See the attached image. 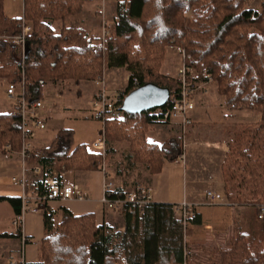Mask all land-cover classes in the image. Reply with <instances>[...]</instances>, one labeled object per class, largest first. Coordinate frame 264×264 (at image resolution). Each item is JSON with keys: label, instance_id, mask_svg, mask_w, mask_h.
<instances>
[{"label": "trees", "instance_id": "trees-1", "mask_svg": "<svg viewBox=\"0 0 264 264\" xmlns=\"http://www.w3.org/2000/svg\"><path fill=\"white\" fill-rule=\"evenodd\" d=\"M249 1L120 2L111 19V31L100 48V37L90 35L78 20L85 0H22L19 17L8 16L0 0V35H17L24 25L30 26L23 46L0 38V79L22 83L30 101L43 99L46 82L92 81L112 68L128 72L124 95L146 82L166 86L174 93L180 88L179 80L160 72L166 49L172 47L184 50L189 82L211 79L227 107L258 116L252 128L247 124L236 134L237 147L226 155L229 163L222 176L228 203L255 206L262 237L256 242L243 235L232 239L222 251L219 264H264V0L258 8L250 7ZM133 79L136 86L132 85ZM120 105L121 101L105 122V161L114 160L118 153L115 143L124 142L119 163L124 164L127 175L138 166L149 175L159 173L166 160L174 161L170 148L180 151L178 138L159 144L148 141V128L160 123L150 113L153 109L127 113ZM29 132L31 135V128ZM22 141L20 117L13 109L0 112L1 152L19 151ZM101 162L99 151H90L83 143L73 145L72 130L59 129L46 146L35 149L32 145L24 165H39L63 174L96 170ZM23 192L25 197L44 194L42 183L29 170L25 172ZM0 200H7L16 213L21 209V196H0ZM178 207L153 201L144 206L127 204L122 210L124 230L118 232L104 222L98 224L94 213L73 215L64 207L59 208L61 217L55 222L56 210L45 203L42 216L46 235L39 244L36 261L187 264L183 223L174 216ZM193 211L194 217L186 222L200 224V213Z\"/></svg>", "mask_w": 264, "mask_h": 264}, {"label": "rangeland", "instance_id": "rangeland-1", "mask_svg": "<svg viewBox=\"0 0 264 264\" xmlns=\"http://www.w3.org/2000/svg\"><path fill=\"white\" fill-rule=\"evenodd\" d=\"M259 2L260 0H250L248 5L252 8H258ZM3 6L4 12L8 16H21V0H3ZM104 19L105 28L109 35L111 31V19L108 20L107 17ZM102 32V21L100 20L99 37ZM6 36L14 35H0V38L11 42ZM17 45L21 46L20 44ZM182 61L183 59L177 48L168 47L160 69L161 74L178 78V69ZM127 74L128 72L124 68H112L105 69L102 76L98 78L104 81L107 89L121 91L127 84ZM95 80H92V82L94 83ZM8 82V80L0 79V112L9 111V109L12 108L11 105H13V100L6 94ZM94 85L99 89L98 85L95 83ZM94 85L88 80H82L78 83H74L73 81H59L55 84L46 82L42 91V93L44 92V100L41 99L44 101V106L39 111L40 116L45 119L46 124L43 129L31 127L33 136L30 138V142L37 147H42L52 140L59 129H71L73 133V145L83 143L88 150L97 151L92 143L100 139L102 121L92 116L91 95L95 88ZM193 94V99L195 104L197 101L198 109V116L195 119V124L199 125L197 119H201L205 116L201 106L207 104V99L209 100V98L212 97L216 106V108H212V111L207 115V123L202 125L205 126V130H200L196 133V141H212L218 139L227 141V150L224 156L221 155L217 158L216 165H211L210 172L205 171L208 166H205L202 159L205 158L206 162L209 159L210 161H214L216 156L208 154L210 149L205 148L204 152V145L202 144H194V147L189 144L192 137L188 133V127L183 132L179 129L178 125L172 126L163 123H155L163 126L166 125L167 128L170 127L171 130L167 132H165V130L163 132V129L157 128L152 124L147 130L146 139L150 142L160 143L161 137H167L166 139H171L173 137L178 138V147L180 151L173 149L172 146L170 148L171 157H173L175 161V159L181 155L178 164H183L187 169L188 181L190 182L194 179L197 184L196 186L199 187L196 195L199 203L198 211L201 217L200 224L190 225L187 222L183 224L184 257L187 264H219L222 251L232 239L239 235H243L248 241L256 242L262 237L261 224L257 219L255 206L252 203H228L224 197V179L222 176L225 165L229 163L228 158L226 159V155H230L232 153V148L237 147L236 143L238 142L234 141L236 134L246 128L245 126H247V124L252 128V123L258 120V116L247 110H234L227 107L224 104L223 98L216 92L215 83L211 79L206 81L203 88L194 90ZM220 103L224 105L221 109L218 108ZM240 111L246 113L240 115ZM228 113L229 115H226ZM222 115H226V117H224L225 120L222 119ZM219 121L222 123H219ZM156 130H159L158 133ZM233 144L234 146L230 148V145ZM115 147L118 150L115 159L106 162V167L114 187L121 189V191L128 192L137 185L148 184V172H146L142 166L136 167V169L127 175L124 164L119 163V160L122 159V152L125 150L126 143H115ZM192 148L196 150L193 153ZM0 154H2L1 150ZM222 158V163L219 166V159ZM186 160L187 163L185 164ZM219 167L220 173L216 172ZM215 175L216 185H218L217 187L223 195V200L209 204L204 190H207L205 189L206 186L210 188L213 187V183L208 181V178L210 176L214 177ZM246 200L250 202L249 197H247ZM261 208L263 207L261 206L260 210ZM193 210L196 211V209ZM111 212H114L111 217H108L110 215L107 214V218L111 224L110 227L115 231L122 232L125 226L122 211ZM174 216L179 220L181 219V214L177 209ZM188 229L191 230L190 233L186 232Z\"/></svg>", "mask_w": 264, "mask_h": 264}, {"label": "crops", "instance_id": "crops-1", "mask_svg": "<svg viewBox=\"0 0 264 264\" xmlns=\"http://www.w3.org/2000/svg\"><path fill=\"white\" fill-rule=\"evenodd\" d=\"M128 0H85L82 12L78 16V20L80 25L83 27L85 31H87L90 35L95 38H98L100 35V20L112 19L115 14L116 6L120 2H127ZM22 2V0H21ZM22 12V6L20 8ZM106 15V17H105ZM108 22V21H107ZM128 76V74H127ZM105 77V75H104ZM59 82V81H58ZM56 82V83H58ZM94 85V83L91 81ZM94 90L91 95V101L94 99L97 93V86L94 85ZM197 93V91H196ZM44 94V92H43ZM194 98V94H193ZM44 100V99H43ZM195 102V101H194ZM12 106V105H11ZM223 104H219V109L223 108ZM212 108H216L213 98L207 99V104L201 106L203 109L204 117H200L201 119H197V123L195 124V119L197 118V101L194 106L193 111L190 113L191 124L188 126L189 135L192 137V140L189 144L194 147V144H202L203 151L206 149H210L208 154L211 156H216L214 161H210L203 158V163L205 166H208L205 171L210 172L211 165L215 164L217 158L223 155L227 150V141L223 139L212 140V141H196V133L200 130H205V123L208 121V114L212 111ZM9 109V111H11ZM7 111V112H9ZM220 111V110H219ZM5 113V112H2ZM240 115L246 113L244 111L239 112ZM236 113V114H239ZM226 115H229L226 114ZM226 115H222V119L226 117ZM210 118V117H209ZM219 123H222L219 121ZM155 127L163 129V132L170 131L171 128H167V126H163L160 124H154ZM159 130H156L158 133ZM172 133V132H171ZM33 136L32 128H31V137ZM162 136V133H161ZM167 137H161V142ZM160 142V143H161ZM157 143V142H156ZM159 144V142H158ZM35 149H40L42 147H37L32 143ZM188 145V144H187ZM174 149V147H173ZM195 148H192V153L195 152ZM193 159V158H192ZM222 159H219V166L222 163ZM187 160L185 161V164ZM183 164H178L175 161L166 160L164 162L162 170L154 175L148 174V184L151 185L153 189V202L158 203H170L180 205L183 202L190 204L193 209L198 211V199H197V191L198 188L195 183V180L188 181L187 169ZM23 161L21 160L18 151L15 150H4L2 154H0V196L3 197H18L24 194L21 186L19 185V180L23 175ZM194 172V169H193ZM216 172L220 173V167ZM63 179L65 181L71 183L79 184L83 190L87 193V198L84 200H54L46 202V204L53 209L56 210L55 222L60 220L61 213L59 208L64 207L67 208L73 215H82L86 213H94L95 220L98 224H102L103 222L111 226L109 220L107 218V214L111 215L114 212L109 210H105L102 202V182L103 175L99 169L91 170V171H67L62 174ZM208 181L212 182L213 187H205V189L215 190L218 193L221 191L218 189V185L216 182V175L214 177H209ZM116 190H121L117 189ZM205 192V190H204ZM25 195V194H24ZM34 195L29 194L26 196L27 204L33 211H29L25 214V223H24V231L31 239V243L25 246V258L29 262H35L38 258L39 253V244L41 240L45 237L46 231L43 225V216L42 212L44 210L45 203L37 202L34 198ZM16 212L13 210L12 206L7 200H0V264H7L9 260L14 259L18 255L19 250V240L15 235V231L11 225V220Z\"/></svg>", "mask_w": 264, "mask_h": 264}, {"label": "built area", "instance_id": "built-area-1", "mask_svg": "<svg viewBox=\"0 0 264 264\" xmlns=\"http://www.w3.org/2000/svg\"><path fill=\"white\" fill-rule=\"evenodd\" d=\"M104 20H102V34L100 36L99 43L100 48L104 46V40L108 35V31L105 28ZM30 32V26L24 25L22 27V32L14 36H6L10 39L13 44H20L23 46L26 41V36ZM97 43L95 48H97ZM181 58L184 59L185 53L181 48H177ZM189 68L182 61L181 66L178 69V80L180 82V88L171 93L166 104L162 107L154 108L151 110V114L157 116V122L179 126L183 132L191 124L190 113L193 111L195 102L193 99L194 90H198L205 86L206 81L202 83H191L187 80V72ZM208 81V80H207ZM94 83L98 85L99 89L92 100L91 108L93 117L102 121V129L100 130V139L92 143L93 147L97 149L102 155V162L99 166V170L103 175L102 182V197L101 202L105 209L121 212L125 205L134 204L137 206H144L152 202L153 189L149 184L137 185L131 191H121L116 190L114 184L109 175V171L106 167L105 161V122L112 116L115 112L116 104L122 100L124 96V90L114 91L106 88L103 80L97 78ZM132 85L136 86V79L132 80ZM6 94L9 98L13 100V110L20 117L21 129L23 135V141L18 154L23 161L29 157L32 143L30 142V132L31 127H37L43 129L45 127L46 121L39 114V111L44 106V101L35 99L30 101L24 91V86L20 82L7 83ZM167 105V106H166ZM184 136V135H183ZM182 136V137H183ZM10 149V146L7 145ZM179 155L175 160L179 162ZM26 170H29L31 176L35 180H39L42 183L44 190L43 195L34 196L33 198L37 202L46 203L54 200H84L87 198V193L83 188L77 183H71L63 179L62 174H59L56 170L50 169L45 170L39 165H35L32 168L23 167V175L19 180V185L22 190L24 187V177ZM206 199L209 204L219 202L223 200V195L216 192L215 190L207 189L205 190ZM22 206L18 213H15L11 225L15 231V235L19 240V250L16 258L9 260L7 264H39L37 261L29 262L25 258V246L31 243V239L24 231L25 214L34 209L28 206L27 198L23 194ZM261 208V212H262ZM181 214L182 223L185 224L187 219L194 217V211L190 204L183 202L179 205L177 209ZM260 217V216H259Z\"/></svg>", "mask_w": 264, "mask_h": 264}, {"label": "water", "instance_id": "water-1", "mask_svg": "<svg viewBox=\"0 0 264 264\" xmlns=\"http://www.w3.org/2000/svg\"><path fill=\"white\" fill-rule=\"evenodd\" d=\"M170 96V89L152 82L134 87L121 100L120 109L127 113H140L162 107Z\"/></svg>", "mask_w": 264, "mask_h": 264}]
</instances>
